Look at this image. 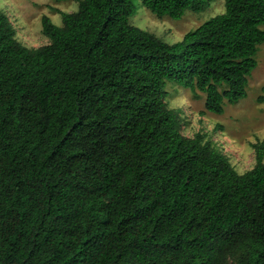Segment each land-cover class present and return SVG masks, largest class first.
Returning <instances> with one entry per match:
<instances>
[{"label":"trees","instance_id":"obj_1","mask_svg":"<svg viewBox=\"0 0 264 264\" xmlns=\"http://www.w3.org/2000/svg\"><path fill=\"white\" fill-rule=\"evenodd\" d=\"M76 1L35 48L0 10V264H264V139L238 173L167 103L168 85L216 114L246 96L264 0H223L171 44L132 0ZM140 1L179 19L212 0Z\"/></svg>","mask_w":264,"mask_h":264},{"label":"rangeland","instance_id":"obj_2","mask_svg":"<svg viewBox=\"0 0 264 264\" xmlns=\"http://www.w3.org/2000/svg\"><path fill=\"white\" fill-rule=\"evenodd\" d=\"M132 2L135 11L129 18L130 24L153 33L169 44L181 40L186 32L224 10L223 0H212L204 10H186L179 19H174L167 15L155 16L140 0ZM77 4L76 0H0V10L6 13L15 28L16 40L28 48H35L49 42L41 31V17L45 15L60 26L58 11H75ZM254 58L257 63L248 76L246 96L233 104L224 100L221 114L205 111L204 93L167 86L172 92L167 103L169 107L179 109L182 134L206 133L228 156L238 173L254 166L252 143L264 139V101H258V97L264 96L261 90L264 85V42L257 45Z\"/></svg>","mask_w":264,"mask_h":264}]
</instances>
